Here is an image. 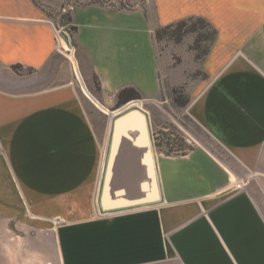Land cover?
<instances>
[{"label": "crops", "instance_id": "0c3cea01", "mask_svg": "<svg viewBox=\"0 0 264 264\" xmlns=\"http://www.w3.org/2000/svg\"><path fill=\"white\" fill-rule=\"evenodd\" d=\"M64 2L0 0V264H264V0H147L131 9ZM63 4L75 27L69 51L82 77L98 78L104 110L117 107L123 89L142 101L128 107L160 101L166 66L153 32L204 20L215 36L188 110L238 172L199 144L183 155L159 152L157 204L99 209L112 118L89 119L54 64L62 45L47 12ZM17 65L32 72L17 74ZM124 160L111 168V202L119 189L126 201L143 195V176L121 181ZM80 174L81 207L92 184L94 216L55 227L54 190Z\"/></svg>", "mask_w": 264, "mask_h": 264}, {"label": "rangeland", "instance_id": "374dc122", "mask_svg": "<svg viewBox=\"0 0 264 264\" xmlns=\"http://www.w3.org/2000/svg\"><path fill=\"white\" fill-rule=\"evenodd\" d=\"M37 4L44 6V0H35ZM66 1L70 0H65ZM94 1V0H93ZM103 4V0H97ZM147 0H104L113 2L115 8H137ZM64 4L55 7L53 11L47 12L55 25L58 27V41L62 45L61 52L54 58V64L59 72L70 79V83L77 92L80 102L85 106L89 119L111 118L110 112L115 109H102L96 101L94 77L84 78L81 76L76 56L67 39L64 31L69 32L70 25L62 24L69 16L68 10L62 11ZM67 18V17H66ZM67 25V26H66ZM189 25V24H188ZM187 25V26H188ZM188 26L178 29L166 30L156 29L153 32L155 48L162 64H165V74L162 82L161 99L158 102L144 103L141 109L145 111L149 119L150 137L154 154L159 152H170V155H182L189 152L197 144L204 146L224 164L238 172V168L232 158L228 157L209 136L192 120L188 110L189 100L192 91L205 79L202 70L204 52L210 47L211 29L203 28L195 24L193 28ZM160 31V35H157ZM179 39V40H178ZM59 44V45H60ZM70 50V51H69ZM13 70L17 74L28 75L27 69L19 68ZM81 88L85 92L82 93ZM142 102L140 99H135ZM106 156H107V151ZM79 182H72L66 190H54V225L60 227L67 223L81 222V218H93L96 206L93 200L92 184H87L86 203L81 207V174L74 175ZM92 187V188H91ZM259 197V196H258ZM263 197V196H262ZM261 208L264 213V200L261 198ZM85 213H81L82 210Z\"/></svg>", "mask_w": 264, "mask_h": 264}, {"label": "water", "instance_id": "95a60500", "mask_svg": "<svg viewBox=\"0 0 264 264\" xmlns=\"http://www.w3.org/2000/svg\"><path fill=\"white\" fill-rule=\"evenodd\" d=\"M63 35L71 45L72 38L64 31ZM134 101L131 100L124 105L111 111L112 130L107 148V168L104 182L101 186L99 197V209L104 212H116L131 209L142 205L157 204L161 198L157 182L155 167V154L150 137L149 119L145 111L138 107H128ZM121 154L123 156H121ZM125 159V164H119L121 181L123 177L129 179L131 184L137 178L143 176L145 182L140 184L139 198L126 201L122 198L124 190H115V198L109 200L107 188L112 165L115 161ZM120 163V162H119Z\"/></svg>", "mask_w": 264, "mask_h": 264}, {"label": "trees", "instance_id": "16d2710c", "mask_svg": "<svg viewBox=\"0 0 264 264\" xmlns=\"http://www.w3.org/2000/svg\"><path fill=\"white\" fill-rule=\"evenodd\" d=\"M62 19H65V22H63L62 24H67V25L69 24L70 25L71 20H70L69 16H65L64 15V17H62ZM188 24L190 26H192L191 28H193L195 26V24H199L203 28H209V25L204 20H202L200 18H195V19H188V20L179 21V22H177V23H175L173 25L166 26L165 28H163L162 32L165 33L166 30H170L172 28L175 29V30L176 29L181 30L182 28L188 27L189 26ZM74 31H75V27L70 25L69 32L70 33H74ZM156 34L160 35V31H157ZM214 36H215V31L211 30V35H210V40H209L210 43L213 40ZM207 51H208V49L205 50L204 55H206ZM13 68L14 69H19L21 67L17 65V66H14ZM27 70H28V73L32 72L31 69H27ZM94 82H95V92H97V91L100 90V84H99L98 78L96 76H94ZM135 99H139V95L134 90H132V89H123V90L119 91L117 96H116V106L120 107V106L124 105L125 103H127V102H129L131 100H135ZM162 153H164V152H162ZM164 154L170 155V152H165Z\"/></svg>", "mask_w": 264, "mask_h": 264}, {"label": "built area", "instance_id": "2783aa9c", "mask_svg": "<svg viewBox=\"0 0 264 264\" xmlns=\"http://www.w3.org/2000/svg\"><path fill=\"white\" fill-rule=\"evenodd\" d=\"M113 2L107 3L103 0V5L109 7V8H115L114 5H112ZM243 185L242 181L239 183L238 188H240Z\"/></svg>", "mask_w": 264, "mask_h": 264}]
</instances>
